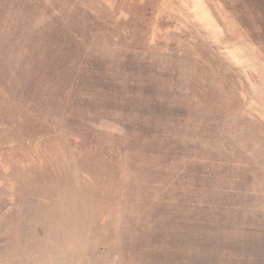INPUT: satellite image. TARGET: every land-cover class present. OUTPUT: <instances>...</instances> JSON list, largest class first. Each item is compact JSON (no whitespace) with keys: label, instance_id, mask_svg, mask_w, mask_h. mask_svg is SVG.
<instances>
[{"label":"rangeland","instance_id":"1","mask_svg":"<svg viewBox=\"0 0 264 264\" xmlns=\"http://www.w3.org/2000/svg\"><path fill=\"white\" fill-rule=\"evenodd\" d=\"M0 264H264V0H0Z\"/></svg>","mask_w":264,"mask_h":264}]
</instances>
